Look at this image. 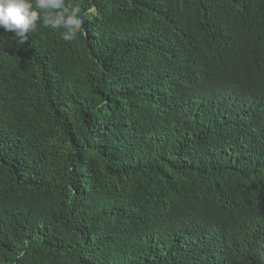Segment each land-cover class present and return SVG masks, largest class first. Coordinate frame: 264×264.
I'll list each match as a JSON object with an SVG mask.
<instances>
[{
	"label": "trees",
	"instance_id": "obj_1",
	"mask_svg": "<svg viewBox=\"0 0 264 264\" xmlns=\"http://www.w3.org/2000/svg\"><path fill=\"white\" fill-rule=\"evenodd\" d=\"M0 28V264H264V0H66Z\"/></svg>",
	"mask_w": 264,
	"mask_h": 264
},
{
	"label": "clouds",
	"instance_id": "obj_2",
	"mask_svg": "<svg viewBox=\"0 0 264 264\" xmlns=\"http://www.w3.org/2000/svg\"><path fill=\"white\" fill-rule=\"evenodd\" d=\"M93 10L82 13L79 6H70L66 0H0V28L14 33L24 44L40 21L45 28L64 29L60 38L71 42L83 32L85 18Z\"/></svg>",
	"mask_w": 264,
	"mask_h": 264
}]
</instances>
